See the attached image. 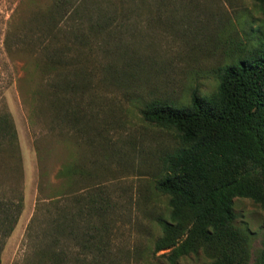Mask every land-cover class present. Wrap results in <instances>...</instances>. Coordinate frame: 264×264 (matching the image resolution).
<instances>
[{
    "label": "rangeland",
    "instance_id": "374dc122",
    "mask_svg": "<svg viewBox=\"0 0 264 264\" xmlns=\"http://www.w3.org/2000/svg\"><path fill=\"white\" fill-rule=\"evenodd\" d=\"M45 1L0 0V107L9 111L15 127L23 197L0 251V264L20 257L36 195L63 197L69 190L96 188H102L112 204L100 264H211L200 249L172 261L166 248L154 249L161 232L155 218L168 213L167 195L154 187V179L161 172L160 155L177 145V138L173 129L144 119L141 109L151 99L181 104L192 89L199 94L214 90L219 66L264 41V2L108 0L96 10L113 16L107 21L109 31L97 36L88 31L84 46L62 34L77 20L63 22L58 40L66 42V55L84 68L85 76L79 98L84 116L68 126L50 121L46 86L28 78L22 59L1 48L8 25L24 29L31 3ZM29 48L20 54L26 57ZM68 155L82 167L66 181L60 170ZM232 202L234 223L248 233L251 260L264 246V205L242 196Z\"/></svg>",
    "mask_w": 264,
    "mask_h": 264
},
{
    "label": "trees",
    "instance_id": "16d2710c",
    "mask_svg": "<svg viewBox=\"0 0 264 264\" xmlns=\"http://www.w3.org/2000/svg\"><path fill=\"white\" fill-rule=\"evenodd\" d=\"M107 1L33 2L32 15L22 21L24 29L9 24L3 33V52L22 59L27 77L46 86L52 123L73 126L84 116L79 104L84 68L66 55V42L58 40L60 27L69 19L77 20L62 34L81 46L90 30L94 36L101 30L106 34L113 16L96 10V5ZM28 45L24 57L20 53ZM141 115L173 129L177 138V145L160 155L161 172L154 179V187L167 195L168 206L167 216L155 218L161 232L154 249L166 248L171 261L200 249L211 264H264V246L249 259L248 233L234 223L232 208L235 196L264 205V41L219 66L211 92L192 89L188 101L181 104L151 99ZM68 156L60 170L66 181L82 167ZM61 194L36 195L23 231L21 255L11 264L102 262L109 240V197L102 188ZM22 205L16 131L9 111L0 107V251Z\"/></svg>",
    "mask_w": 264,
    "mask_h": 264
}]
</instances>
